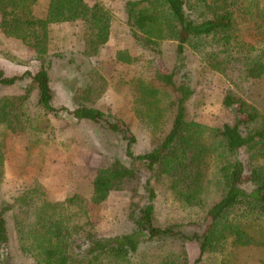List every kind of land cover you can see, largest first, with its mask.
<instances>
[{
	"label": "trees",
	"instance_id": "16d2710c",
	"mask_svg": "<svg viewBox=\"0 0 264 264\" xmlns=\"http://www.w3.org/2000/svg\"><path fill=\"white\" fill-rule=\"evenodd\" d=\"M38 1L0 0L3 33L34 48L40 60L36 72L21 75H7L0 67V86L28 81L22 93L0 97V186L9 134H26L31 153L51 136L48 116L66 111L77 120L101 123L127 141L129 163L116 159L99 167L90 200L102 204L136 181L129 215L135 229L100 236L83 192L50 200L39 178L31 175L9 200L0 196V264H13L6 251L11 241L7 216L13 219L21 252L34 264H134L141 246L153 241L164 245L159 264H189V243L197 250L194 264H264V0L126 1L131 35L156 56L163 42L173 41L185 65L187 44L210 39L217 49L210 65L228 84L223 105L232 113L231 122L218 126L190 117L187 103L195 89L186 74L180 76V70L169 69L160 58L155 71L132 81L136 116L145 129L161 135L156 146L141 154L133 150L136 136L127 122L113 121L90 105L92 85L74 95L72 108L54 104L53 59H47L51 26L80 24L83 50L79 59L73 55L65 63L93 64L86 76L96 80L112 33L111 10L101 2L48 0L46 15L39 16ZM251 31L260 36L257 44L246 39ZM116 58L135 60L122 49ZM158 184L166 187L176 208L196 210L198 218L158 226Z\"/></svg>",
	"mask_w": 264,
	"mask_h": 264
},
{
	"label": "rangeland",
	"instance_id": "374dc122",
	"mask_svg": "<svg viewBox=\"0 0 264 264\" xmlns=\"http://www.w3.org/2000/svg\"><path fill=\"white\" fill-rule=\"evenodd\" d=\"M88 1L101 2L111 10L113 16L111 37L102 50L101 63L98 66L101 77L93 80L86 76L93 64L78 66L65 63L73 55L79 59V52L83 50L80 24L52 25L51 48L47 59H53L50 73L51 85L55 92L54 104L72 108L74 95L90 84L93 86L90 105L103 109L111 115L108 117L113 121L122 119L127 122L136 136L133 146L135 154L149 151L156 146L161 135H154L145 129L136 116L132 81L137 76L149 75L155 71L161 58L169 69L177 68L180 70V76L186 74V80H189L195 89L194 95L187 103L190 117L216 126L231 122L232 113L223 105L228 84L211 68L209 57L217 49L210 39L200 37L189 42L183 65L181 57L176 53L175 42H163L162 53L156 56L135 41L126 23L125 3L128 0ZM47 6L48 0H39L35 5L36 14L45 16ZM246 39L250 44H257L260 36L251 31L247 33ZM121 49L128 50L135 60L132 63L118 60L117 51ZM61 54L64 59L60 57ZM0 67L7 75H21L27 70L36 72L40 68V60L34 48L27 46L20 39L5 35L0 28ZM27 82L16 86H0V97L22 93ZM48 118V132L51 136L40 141L31 153H27L26 134H9L5 149V177L0 186L1 199L9 200L16 193V188L33 175L39 178L45 195L50 200L64 199L74 191L83 192L89 198V213L100 236H114L133 231L135 225L129 215L136 181L127 182L123 190L113 192L102 204H94L90 200L92 181L99 167L109 165L116 159L129 163L126 154L127 141L120 133L101 123L77 120L66 111L61 112L59 116L50 115ZM156 190L155 222L158 226L165 227L172 223L188 221L190 218H198L196 210L176 208L163 184H158ZM142 191L140 190L141 196ZM7 219L11 241L6 251L10 260L13 264H34L18 246L13 219L11 216H7ZM194 245L189 243L186 246L189 264H194L197 256ZM163 248L164 245L157 241L142 245L133 257L134 264H159Z\"/></svg>",
	"mask_w": 264,
	"mask_h": 264
}]
</instances>
